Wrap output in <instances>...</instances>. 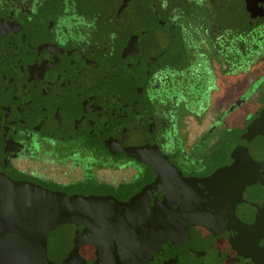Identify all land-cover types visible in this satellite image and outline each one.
Returning a JSON list of instances; mask_svg holds the SVG:
<instances>
[{"label":"flooded vegetation","instance_id":"flooded-vegetation-1","mask_svg":"<svg viewBox=\"0 0 264 264\" xmlns=\"http://www.w3.org/2000/svg\"><path fill=\"white\" fill-rule=\"evenodd\" d=\"M222 1L231 11L233 0ZM218 3L0 0V186L109 196L129 212L178 201L189 180L236 158L257 174L235 207L237 221L198 254L175 246L151 264H254L264 219V82L251 88L264 71L240 87L227 80L250 71L235 70L234 49L218 54L205 37L220 26ZM241 8L250 29L246 0ZM251 100L254 110L240 113ZM134 130L153 135L170 165L156 170L111 151L107 140L122 147Z\"/></svg>","mask_w":264,"mask_h":264},{"label":"water","instance_id":"water-1","mask_svg":"<svg viewBox=\"0 0 264 264\" xmlns=\"http://www.w3.org/2000/svg\"><path fill=\"white\" fill-rule=\"evenodd\" d=\"M246 8L250 29L264 21V0H246ZM132 133L122 147L106 143L113 153L124 152L156 170L170 165L153 135ZM256 180L253 165L235 158L208 177L189 180L178 201L129 212L109 196H66L5 182L0 186V264H151L164 261V253L175 246L198 254L237 221L235 207ZM257 226L254 264H264L263 218Z\"/></svg>","mask_w":264,"mask_h":264},{"label":"trees","instance_id":"trees-1","mask_svg":"<svg viewBox=\"0 0 264 264\" xmlns=\"http://www.w3.org/2000/svg\"><path fill=\"white\" fill-rule=\"evenodd\" d=\"M211 20V14L206 17V15L203 16V21H208L210 22ZM223 18L218 17V22L221 23L223 22ZM262 30L258 31L257 30H250L247 27L241 28V32H235V31H229L226 29H221L220 27L217 29V33L213 30H209V33L207 36L205 35L206 38L210 39L209 43H212L214 47L218 49L217 53L222 54L225 51H221L222 49L226 48H232L234 49V53L238 56L239 58H236L231 62L234 64V69L238 70L240 69L241 71H247L249 70L250 76L249 77H244V78H239L236 74L234 75L235 80H234V86L235 87H240L244 85H248L249 83H252V80H255L258 78V76L261 74L260 71L263 70V56L261 55L264 53V27L260 28ZM217 34V35H216ZM259 40H263V42L259 43ZM199 47V46H198ZM240 63L244 64L242 66ZM204 68H201L200 63H198V87L205 86V83H201L202 77H203V70ZM217 70L219 69L218 67H210L208 70ZM202 76V77H201ZM201 77V78H200ZM221 79V76L218 77ZM223 78V77H222ZM201 79V80H200ZM213 79L216 80V76H213ZM218 79V82L220 80ZM243 79V80H242ZM264 80L261 78L258 82L255 83L258 89H260V86L263 84ZM211 85H216V82L213 83H208L207 86ZM253 87V86H252ZM257 90H252V93H255ZM209 93V91L207 92ZM206 93V94H207Z\"/></svg>","mask_w":264,"mask_h":264},{"label":"rangeland","instance_id":"rangeland-1","mask_svg":"<svg viewBox=\"0 0 264 264\" xmlns=\"http://www.w3.org/2000/svg\"><path fill=\"white\" fill-rule=\"evenodd\" d=\"M225 6H226V1H222V0L220 1L219 0V3L217 4V6L215 7V10L213 12L214 15H218L217 17H221L224 20L222 22V24L220 26L218 25L217 27H220L221 29L229 30L231 32L232 31L241 32V28H243L245 26V22L247 20V16L244 14L245 11L241 8V6L243 7V0H233V4L231 5V11H227L226 9H224ZM213 14H211V15H213ZM260 30H262V29H258V31H260ZM192 32H195V31L194 30H192V31L188 30L187 31L188 34H190ZM215 33H217V31ZM186 38H187V36H186ZM209 44L211 45L212 43H209ZM208 53H210V55L212 53L215 54L214 50H212V51L209 50ZM261 55L263 56L262 58H264V53H262ZM262 64H263V68H264V61H262ZM235 78L236 77L233 76V77H230V79H227V80H230L231 82H233L235 80ZM218 79L219 78H217V81H218ZM262 79L264 80V77H262ZM219 80H221V79H219ZM251 82H254V80H252ZM225 83L227 85L230 84V82L229 83L225 82ZM256 85H254L251 88V90H257L258 88H257ZM262 90L264 91V85H263V89ZM246 97H247V95H246ZM240 99H238V101H240ZM252 102H253V100H251V104L246 103L244 106H242L241 107L242 109H241L240 113H243L244 111L245 112L249 111V113H251L254 110V105H252ZM237 118H238L237 114L233 115L231 117V122L233 124L237 123V121H238Z\"/></svg>","mask_w":264,"mask_h":264}]
</instances>
